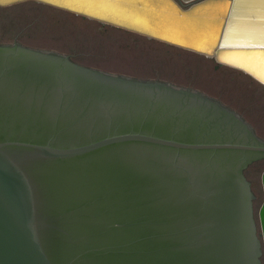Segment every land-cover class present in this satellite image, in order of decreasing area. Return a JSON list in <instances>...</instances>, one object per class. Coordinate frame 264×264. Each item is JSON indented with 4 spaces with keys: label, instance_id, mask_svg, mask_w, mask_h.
<instances>
[{
    "label": "water",
    "instance_id": "obj_1",
    "mask_svg": "<svg viewBox=\"0 0 264 264\" xmlns=\"http://www.w3.org/2000/svg\"><path fill=\"white\" fill-rule=\"evenodd\" d=\"M34 1L213 57L264 85L221 58L264 72V44L225 39L234 17L258 19L236 8L242 0L227 19L217 2L168 0L165 25L150 31L82 0ZM262 158L248 124L197 93L0 44V264H262L264 201L258 234L245 173Z\"/></svg>",
    "mask_w": 264,
    "mask_h": 264
},
{
    "label": "rangeland",
    "instance_id": "obj_2",
    "mask_svg": "<svg viewBox=\"0 0 264 264\" xmlns=\"http://www.w3.org/2000/svg\"><path fill=\"white\" fill-rule=\"evenodd\" d=\"M14 43L68 56L109 74L200 92L232 110L264 141V85L213 57L34 0L0 6V44ZM263 172L264 158L246 169L258 234ZM261 259L264 264V246Z\"/></svg>",
    "mask_w": 264,
    "mask_h": 264
},
{
    "label": "bare ground",
    "instance_id": "obj_3",
    "mask_svg": "<svg viewBox=\"0 0 264 264\" xmlns=\"http://www.w3.org/2000/svg\"><path fill=\"white\" fill-rule=\"evenodd\" d=\"M81 2L83 6L87 5L86 8L98 16L147 31H150L148 27H160L166 22L168 0H82ZM200 2H204L201 6L205 8H211L217 2L215 4L217 17L220 18L223 14L224 19H227L233 0H201ZM236 8H244L243 13H250V11L258 13V19L248 20L244 17H234L232 25L228 26L225 39L237 43L264 44V0L238 1ZM221 58L230 63L248 66L250 71L264 80L263 71L253 68L237 56L231 57L226 54Z\"/></svg>",
    "mask_w": 264,
    "mask_h": 264
},
{
    "label": "flooded vegetation",
    "instance_id": "obj_4",
    "mask_svg": "<svg viewBox=\"0 0 264 264\" xmlns=\"http://www.w3.org/2000/svg\"><path fill=\"white\" fill-rule=\"evenodd\" d=\"M21 45V46H24V45H22V44H18V43H14V44H12V45ZM2 45H5V44H2ZM25 47H27V46H25ZM30 48V47H29ZM32 49H34V48H32ZM38 50V49H37ZM187 90H189V91H192V92H194V93H197V94H199V95H201V96H203V97H205V98H207L208 100H210V101H212V102H214V103H217L221 108H223V109H227V110H229V111H232V110H230L228 107H226V106H224V105H222L220 102H218L217 100H215V99H213V98H210V97H208V96H206V95H204V94H202V93H200V92H196V91H193V90H191V89H187ZM233 112V111H232ZM254 132V131H253ZM252 165V164H251ZM245 173H246V170H245ZM247 176V175H246Z\"/></svg>",
    "mask_w": 264,
    "mask_h": 264
}]
</instances>
